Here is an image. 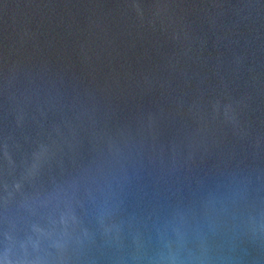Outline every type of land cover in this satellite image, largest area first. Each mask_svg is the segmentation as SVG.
Segmentation results:
<instances>
[{
	"label": "water",
	"instance_id": "95a60500",
	"mask_svg": "<svg viewBox=\"0 0 264 264\" xmlns=\"http://www.w3.org/2000/svg\"><path fill=\"white\" fill-rule=\"evenodd\" d=\"M0 264H264V0H0Z\"/></svg>",
	"mask_w": 264,
	"mask_h": 264
}]
</instances>
